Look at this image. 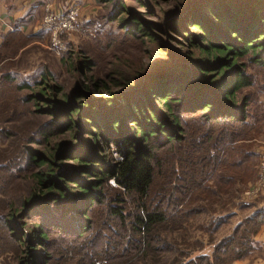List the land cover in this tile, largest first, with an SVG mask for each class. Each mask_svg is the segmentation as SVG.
I'll return each instance as SVG.
<instances>
[{"label":"trees","instance_id":"1","mask_svg":"<svg viewBox=\"0 0 264 264\" xmlns=\"http://www.w3.org/2000/svg\"><path fill=\"white\" fill-rule=\"evenodd\" d=\"M101 1L111 5L108 19H119L125 35L147 41L165 58L143 71H113L117 91L100 79L85 81L93 64L83 58L76 64L83 81L78 89L63 94L44 74L39 94L20 101L15 92L31 86L16 84L7 65L1 68L0 115L8 103L20 102L49 120L34 126L18 124L17 112L1 115L0 264L248 259L259 251L255 236L264 210L219 241L214 236L234 208L250 204L212 212L195 231L198 237L190 228L206 213L204 204L229 197L254 175L258 152L248 141L264 131V82L240 100L237 95L256 88L247 63L264 71V0H176L172 11L159 15L156 28L165 37L159 40L123 0ZM135 1L157 14L155 7L169 0ZM66 134L68 141L49 146ZM29 145L49 148L43 153ZM165 152H172L171 165L161 157ZM30 168L27 196L10 200L12 182Z\"/></svg>","mask_w":264,"mask_h":264},{"label":"rangeland","instance_id":"2","mask_svg":"<svg viewBox=\"0 0 264 264\" xmlns=\"http://www.w3.org/2000/svg\"><path fill=\"white\" fill-rule=\"evenodd\" d=\"M123 1L126 6L130 8L132 13L140 15V19L146 23L154 38H158V40L159 38H165L156 28V25L159 23V15L161 17L163 13L174 9V3L176 0L161 1L155 7L158 11L157 14L153 9L151 10L146 7H141L135 0ZM151 1L153 2L154 0ZM28 2L29 0L16 1L18 4H27ZM33 5L34 7L30 14L33 19V27L28 35L8 39L7 49L0 50V58H6L2 60V62L0 61V70L3 66L7 65L6 72L8 70V73L14 78L16 84L25 82L32 88L18 93L15 92V95H13L12 98H16V100L20 101L29 94H39L40 88H37L36 84L41 81L42 75L44 74L48 75L47 85L55 84L60 86L63 94L78 89L77 87H80V83L83 81L80 77L82 74L76 70V64L83 58L91 61L93 64L91 71L83 76L85 81L88 82V79L91 77L94 79H100L105 82V84L109 85L113 91L118 90L111 86L113 78L111 79L110 77L114 75L113 71L117 69L121 72L127 73H132L136 70L143 71L152 65H156L161 59L165 58L164 52H160L159 48L153 49L147 41H140L139 39H134V37L125 35L124 31L119 28V19L112 22L108 19L109 14L112 12L111 5L103 3L101 0H34L33 4L30 6ZM73 5L76 6L81 13L84 28L79 33H71L62 36L61 47L59 50L55 49V51L49 47V32L42 24V19L46 12V6H50L55 12L61 13L65 12ZM173 36V39H177L175 35ZM246 73L250 74L252 77L251 81H254L253 83L256 88H246L241 90L237 95L238 100L246 94L256 92L258 87L264 82V71L251 63H247ZM7 94L11 95V93L8 92L4 94V96H7ZM102 96L106 98L107 95L104 94ZM59 98L61 99L62 97ZM258 98L255 97V100H258L259 102ZM260 101L264 102V99L260 98ZM4 112L8 115L6 118H11V114L17 112L16 119L14 120L17 121L18 124H21L22 122H33L34 126H36L49 120L47 114L33 113V107L27 103L21 104L19 102L18 106L16 104L14 107L8 103V110H3L2 114H4ZM1 115L0 121H2ZM7 126L9 125H5V127ZM68 140L69 135L67 134L53 137L49 140V146L56 143H63ZM248 142L254 147L255 151L258 152V159L255 161V171L252 179L243 187L235 188L229 197L217 201L213 205L204 204L206 213L200 215L190 228L196 237H198L199 234L195 231L200 225H204L208 222L209 215L212 212L215 213L222 209H229V207L232 208L236 202L239 204L245 202L250 205H243L240 208L236 206L234 208V215H232L233 217L231 218L230 223L218 231L214 236L215 241H219L227 236L245 217L252 215L260 209L264 210V189L257 191L259 179L258 172L260 168L259 154L264 153V131H262L261 134L256 133L255 137L251 138ZM49 146L47 147L49 148ZM29 147L38 152L44 153L47 151V147L30 145ZM171 153L172 152H165L161 155L167 163L166 166H168L169 162L170 165L173 163ZM6 155H8V152ZM111 156L113 159H117V157H114L113 151ZM161 171L164 174V171ZM34 172V169H27L23 177L12 182L8 189V195L12 198L10 200L13 201L18 199V202L20 199L27 196L29 189H31V174ZM156 172L158 171L156 170ZM164 176L165 174L163 177ZM163 177L159 176L157 181L164 180ZM109 185L112 188L115 186L112 181H109ZM262 228H264V224L261 229ZM257 235L255 236V240ZM204 240H206V237ZM211 248L212 247L210 246L205 249L203 253L210 254ZM258 250L257 253H254L248 259L239 262H250L255 256H262L264 249L259 246Z\"/></svg>","mask_w":264,"mask_h":264},{"label":"crops","instance_id":"3","mask_svg":"<svg viewBox=\"0 0 264 264\" xmlns=\"http://www.w3.org/2000/svg\"><path fill=\"white\" fill-rule=\"evenodd\" d=\"M17 0H0V50H6L8 39L20 36H27L33 27L32 12L34 0L27 4H18ZM16 4V7H15ZM37 23V22H36ZM256 242L264 249V228H262ZM235 264H264V253L262 256H255L250 262H236Z\"/></svg>","mask_w":264,"mask_h":264},{"label":"built area","instance_id":"4","mask_svg":"<svg viewBox=\"0 0 264 264\" xmlns=\"http://www.w3.org/2000/svg\"><path fill=\"white\" fill-rule=\"evenodd\" d=\"M42 24L49 32V47L53 50L60 49L62 36L79 33L84 28L81 13L74 5L61 13L55 12L50 6H46ZM114 157L118 158V155L114 154ZM259 159L260 168L258 172L257 191L264 189V153L259 154Z\"/></svg>","mask_w":264,"mask_h":264}]
</instances>
